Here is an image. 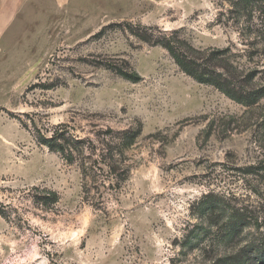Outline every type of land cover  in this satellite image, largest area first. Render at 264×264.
I'll return each instance as SVG.
<instances>
[{"label": "rangeland", "instance_id": "374dc122", "mask_svg": "<svg viewBox=\"0 0 264 264\" xmlns=\"http://www.w3.org/2000/svg\"><path fill=\"white\" fill-rule=\"evenodd\" d=\"M228 2L23 1L0 39V264H264V95L199 84L157 43L229 48L264 90Z\"/></svg>", "mask_w": 264, "mask_h": 264}, {"label": "trees", "instance_id": "16d2710c", "mask_svg": "<svg viewBox=\"0 0 264 264\" xmlns=\"http://www.w3.org/2000/svg\"><path fill=\"white\" fill-rule=\"evenodd\" d=\"M229 14L233 16L231 25H235L238 36L241 38L247 49H253L263 53L264 57V0H229ZM252 13L259 14V21L255 22ZM245 18V21L242 18ZM145 41L144 38H141ZM164 48L173 59L178 68L187 76L191 77L199 84L210 85L224 93L231 99L246 105H253L264 95V90H254L247 88V84L242 78L238 67L233 66L228 56L230 49L215 51H200L190 46H181L175 40L167 38L157 42ZM119 76L123 79L137 82L139 76L135 72H126L117 70ZM133 140V139H132ZM50 140L45 141L49 148ZM131 143V141H130ZM129 143V145H130ZM61 152L66 151L64 147H58ZM68 152V151H67ZM56 195L53 193L44 196V203H55ZM42 202V204H43ZM229 220L227 233L225 237L233 238L239 228V221L235 220V214H232ZM231 221V222H230ZM231 264H241L233 260Z\"/></svg>", "mask_w": 264, "mask_h": 264}, {"label": "crops", "instance_id": "0c3cea01", "mask_svg": "<svg viewBox=\"0 0 264 264\" xmlns=\"http://www.w3.org/2000/svg\"><path fill=\"white\" fill-rule=\"evenodd\" d=\"M24 0H0V39L8 37L11 25L19 18ZM9 33V32H8Z\"/></svg>", "mask_w": 264, "mask_h": 264}]
</instances>
